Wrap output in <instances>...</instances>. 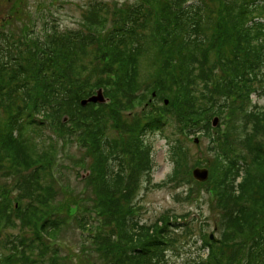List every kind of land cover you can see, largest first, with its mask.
I'll list each match as a JSON object with an SVG mask.
<instances>
[{"label":"trees","instance_id":"1","mask_svg":"<svg viewBox=\"0 0 264 264\" xmlns=\"http://www.w3.org/2000/svg\"><path fill=\"white\" fill-rule=\"evenodd\" d=\"M103 6L83 13L80 30H59L51 11L42 36L25 24L0 32V222L29 233L0 239V264H67L77 253L55 244L65 226L93 233L76 264H167L174 242L164 235L168 218L162 225L133 220L152 163L147 133L168 145L167 182L186 185L187 202L205 190L218 216L220 237H203L210 254L201 264H264V110L251 100L264 95V0ZM100 89L111 105L81 104ZM151 93L158 106L134 119L118 109L141 105ZM213 116L226 123L224 133L211 128ZM196 133L210 140L213 155L204 163L189 157ZM73 139L92 159L83 198L69 184L58 189L50 173L57 151L63 154L56 144ZM202 164L209 180L193 188L190 169ZM62 189L74 200L56 201Z\"/></svg>","mask_w":264,"mask_h":264},{"label":"rangeland","instance_id":"2","mask_svg":"<svg viewBox=\"0 0 264 264\" xmlns=\"http://www.w3.org/2000/svg\"><path fill=\"white\" fill-rule=\"evenodd\" d=\"M131 0H0V32H7L11 27H21L24 24L27 25L28 30H33V36L39 34L43 35V22L47 19V15L50 17L51 11L54 14V19L59 30H80V24L82 23L81 17L83 13L91 8L93 5L103 6V9H107L106 5L115 6L119 3H125ZM107 14H102L101 16L106 17ZM53 22V21H52ZM51 22V23H52ZM52 25V24H51ZM11 31V30H10ZM20 32L16 31L14 34L15 39H19ZM91 49H88L90 52ZM89 54L86 56V60H89ZM105 92V90H103ZM201 92V88L197 89V93ZM137 96H133L134 98ZM155 93L149 94L145 101L141 105H135L131 109H125L119 107L123 115H128V119H134L139 115L145 108H150V106H158L154 99ZM252 103L257 104L261 110H264V95L262 97H257V95H252ZM111 102H107L106 105ZM123 104V102H122ZM121 104V105H122ZM150 110V109H149ZM4 108L0 107V117L4 118L5 115ZM36 118H39L36 116ZM221 120V119H220ZM251 130V126L248 125V132ZM171 131L176 134V136L181 137L183 134L180 132L179 128L175 125H171ZM44 133L47 135L49 132L45 129ZM113 132H110V134ZM238 136V130H236ZM240 134L247 133L242 129ZM114 136V135H113ZM196 137V142L193 143L191 149L189 150V157L192 155L194 161L203 159H211L213 152L206 149L210 145L209 138L203 137L201 134L194 135ZM68 143V145H67ZM71 144V146H70ZM58 149L63 151V154L58 153L57 158L54 162L55 166L53 171L50 173L57 178L58 183L57 188L65 187V185H70L71 195L77 198H83L87 196L82 189L86 187L88 183V173L91 172L89 167L91 164V155L87 148H83L73 139L72 143L64 142L57 143ZM147 146L150 148V155L152 157V164L154 170L151 172V177H145L144 182L141 185L140 191L137 196V202L140 204L141 209L139 210L140 219L145 223H153L158 217L162 215H188V224H191V220L194 218V225H190L191 237L198 239L203 235V233H198L199 225L201 221L203 223L202 232L211 233L214 237H219L220 232L214 229L213 220L210 218L211 215L215 213L210 212L209 206L206 201L209 198L205 190L202 191L201 200L197 198L192 202H187L186 195L189 189L186 185L175 186V184L168 183V177L172 173V163L167 158L168 145L165 140L158 134H155L153 138L148 139ZM77 161H82L87 166L81 168L80 165L74 166ZM65 162V164H64ZM112 159V163H113ZM58 164V165H57ZM81 169L82 174H79ZM62 170V171H60ZM60 172H63L62 174ZM92 174V172H91ZM91 176V175H90ZM143 180V178H141ZM192 187L197 188V184L193 180ZM186 189V190H185ZM87 193V192H86ZM56 197V201L63 200L70 196V200H74L71 195L63 189L59 191ZM197 218H200L197 221ZM99 217L94 215L93 225L98 224ZM196 222H198L196 224ZM18 223V222H17ZM93 229L96 227H92ZM183 231L181 228L178 234ZM87 235V232L83 234ZM208 235V234H207ZM15 236L18 237H28L29 233L26 230H19L6 226L0 230V239L3 241L8 240L9 242H14ZM79 232H76L74 228L62 227L59 235L56 237V241L59 243V248L64 252L71 251L80 255V250L82 248L83 238ZM180 245H183V252H179L174 255L173 252L168 255L169 264H188L189 260L199 253L198 248L191 243L187 245L185 237L183 238ZM11 244H7L6 248H10ZM179 248V247H178ZM176 253V251H174ZM77 256L73 257L67 264H76ZM79 261V259H78Z\"/></svg>","mask_w":264,"mask_h":264},{"label":"water","instance_id":"3","mask_svg":"<svg viewBox=\"0 0 264 264\" xmlns=\"http://www.w3.org/2000/svg\"><path fill=\"white\" fill-rule=\"evenodd\" d=\"M107 101L108 100L104 99V97H103L102 89H100V90L96 91L95 95L91 96L87 100L82 101L81 104L85 105L88 102H92V103H95V102L107 103ZM216 124H217V119L215 118L213 120V126H215ZM81 174H82V172H81ZM192 174H193V177L199 182L205 181L207 179V177H208V171L206 169L196 168L195 170H193Z\"/></svg>","mask_w":264,"mask_h":264},{"label":"bare ground","instance_id":"4","mask_svg":"<svg viewBox=\"0 0 264 264\" xmlns=\"http://www.w3.org/2000/svg\"><path fill=\"white\" fill-rule=\"evenodd\" d=\"M215 117H216V116H213L211 120H213ZM110 160H112V159H110ZM150 164H151V163H150ZM151 165H152V164H151Z\"/></svg>","mask_w":264,"mask_h":264}]
</instances>
